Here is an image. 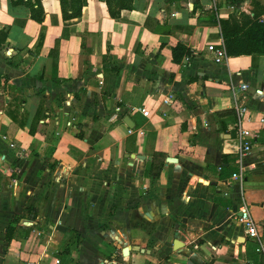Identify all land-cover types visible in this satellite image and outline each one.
I'll list each match as a JSON object with an SVG mask.
<instances>
[{"label": "crops", "instance_id": "0c3cea01", "mask_svg": "<svg viewBox=\"0 0 264 264\" xmlns=\"http://www.w3.org/2000/svg\"><path fill=\"white\" fill-rule=\"evenodd\" d=\"M16 1L0 0V264H262L239 217L264 242V56L215 63L205 18L264 0H86L69 21L39 0L41 24ZM240 106L254 139L226 185L214 169L236 157Z\"/></svg>", "mask_w": 264, "mask_h": 264}, {"label": "trees", "instance_id": "16d2710c", "mask_svg": "<svg viewBox=\"0 0 264 264\" xmlns=\"http://www.w3.org/2000/svg\"><path fill=\"white\" fill-rule=\"evenodd\" d=\"M19 2L20 1L17 0L14 3ZM109 2L110 1L107 0L108 7L110 6ZM60 3L63 20L69 21L71 19L80 18L81 8L86 3V0H80L77 6H74L72 9H70V13L65 7V0H61ZM25 5L30 9L31 19L41 24L43 22L44 13L39 0H35L34 3L28 2ZM109 14L112 18H117L119 12H114L109 8ZM262 15H264V7H260L259 9L254 8L252 16H248L243 13H237L231 15L227 19H220L216 15H210L205 19L207 22L218 25L227 57H238L242 55L264 56V21L260 20ZM153 23L157 24L156 20L153 21ZM145 26L150 30H154V28H151L149 25V19H147ZM6 32L7 30L4 29L1 31V34L5 36ZM57 44L58 43L56 42V45ZM191 54V49L185 47L182 44H177L172 48V61L175 64H180L184 58L189 57ZM53 69L55 73L56 60H54ZM232 113L233 111L230 110L220 112L218 115H229ZM222 164H225L226 166H220L214 170L217 171L218 179L220 181H226L233 173L238 171V168L234 159H228L225 156L222 157ZM6 240H10V236L6 235Z\"/></svg>", "mask_w": 264, "mask_h": 264}, {"label": "built area", "instance_id": "2783aa9c", "mask_svg": "<svg viewBox=\"0 0 264 264\" xmlns=\"http://www.w3.org/2000/svg\"><path fill=\"white\" fill-rule=\"evenodd\" d=\"M207 51L213 56L214 62L217 64H221L227 60V56L223 45L209 44L207 46ZM240 89L241 91H245L247 89V86L245 84H240ZM139 112L144 117L148 116V111H146L144 108L140 109ZM237 116H238V128H237L236 139L239 143V149L234 160L236 162L238 171L236 173H233L230 176V178L227 179V181L225 182L226 185H231L232 183L240 184L245 180L246 175L243 167V162L245 157L250 152L251 141L252 139H254V136H252L249 132L242 129L241 127L242 121L245 120L248 123H251L253 121L254 118L253 114L250 111H248V109L245 106H240L237 109ZM66 126L72 127L73 122L69 121L66 124ZM239 221L243 227L245 237L255 244V253L261 257L262 264H264V242L262 241L261 236L259 234V228L257 223L252 219L246 207H242L240 209Z\"/></svg>", "mask_w": 264, "mask_h": 264}, {"label": "water", "instance_id": "95a60500", "mask_svg": "<svg viewBox=\"0 0 264 264\" xmlns=\"http://www.w3.org/2000/svg\"><path fill=\"white\" fill-rule=\"evenodd\" d=\"M123 122H124V124H125L129 129H132V128H133V125H132V123L130 122V119H129L128 117H124V118H123ZM130 158H131V159L136 158V160H145V159H146L144 156H140V155H137V156L131 155ZM169 161H174V159L169 160ZM178 244H179V241H178V240H175V241H174V244H173L174 248H177ZM127 254H128V248H124V249L122 250V255L126 256Z\"/></svg>", "mask_w": 264, "mask_h": 264}, {"label": "rangeland", "instance_id": "374dc122", "mask_svg": "<svg viewBox=\"0 0 264 264\" xmlns=\"http://www.w3.org/2000/svg\"><path fill=\"white\" fill-rule=\"evenodd\" d=\"M261 20H263L262 18H261ZM264 21V20H263Z\"/></svg>", "mask_w": 264, "mask_h": 264}]
</instances>
